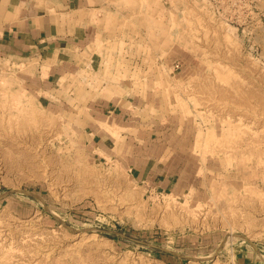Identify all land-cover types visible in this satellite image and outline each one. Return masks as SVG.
<instances>
[{
	"label": "rangeland",
	"instance_id": "374dc122",
	"mask_svg": "<svg viewBox=\"0 0 264 264\" xmlns=\"http://www.w3.org/2000/svg\"><path fill=\"white\" fill-rule=\"evenodd\" d=\"M51 14L0 21V264H264V0Z\"/></svg>",
	"mask_w": 264,
	"mask_h": 264
},
{
	"label": "crops",
	"instance_id": "0c3cea01",
	"mask_svg": "<svg viewBox=\"0 0 264 264\" xmlns=\"http://www.w3.org/2000/svg\"><path fill=\"white\" fill-rule=\"evenodd\" d=\"M58 7H61L62 15L69 16V12L74 11L75 0H0V21H4L6 17L8 20L11 19L9 17H19L21 23L19 27L17 26L18 31L5 34L1 47L7 46L9 51V48H13L17 43L18 46L14 48H18L22 53L36 51V41L52 35L48 26L45 28L36 26L38 17H45L42 21L49 22L48 17H53L51 10Z\"/></svg>",
	"mask_w": 264,
	"mask_h": 264
},
{
	"label": "bare ground",
	"instance_id": "6f19581e",
	"mask_svg": "<svg viewBox=\"0 0 264 264\" xmlns=\"http://www.w3.org/2000/svg\"><path fill=\"white\" fill-rule=\"evenodd\" d=\"M243 91V90H242ZM241 91V92H242ZM238 92H240V91H238ZM244 92V91H243ZM249 92V91H248ZM248 94V93H247ZM250 94V93H249ZM239 95V94H238ZM240 95H242V93H240ZM243 96H244V94L242 95V98H243ZM245 96H246V92H245ZM239 97H241V96H239ZM242 98H241V100H242ZM240 99V98H239ZM238 99V100H239ZM260 101H262L261 103L263 104L262 106H264V98L263 99H260V98H258ZM263 110H264V108H263ZM111 202V201H110ZM90 238V237H89ZM89 240V239H88Z\"/></svg>",
	"mask_w": 264,
	"mask_h": 264
}]
</instances>
